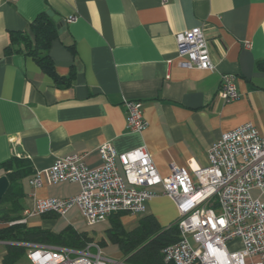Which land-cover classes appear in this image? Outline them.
Here are the masks:
<instances>
[{"label": "crops", "instance_id": "0c3cea01", "mask_svg": "<svg viewBox=\"0 0 264 264\" xmlns=\"http://www.w3.org/2000/svg\"><path fill=\"white\" fill-rule=\"evenodd\" d=\"M47 11L65 23L48 50L55 73L70 78L64 84L44 74L21 45L19 53H6L9 34H31L30 24ZM195 27L207 40L213 71L179 66L176 36ZM227 74L239 94L232 103L216 98ZM125 101L143 105L140 134L126 129ZM245 124L264 134V0H0V164L15 157L31 167L20 182L27 227L54 233L71 227L95 238L75 209L63 217H25L38 201L78 194L77 183L49 182L44 172L57 158L79 154L95 169L102 144L118 153L143 146L162 178L172 166L191 174L208 165L213 142ZM36 172L42 184L32 188L27 182ZM150 191L156 197L141 217L150 215L161 227L176 223L177 210L162 188ZM10 244L0 242V264ZM108 245L104 253L122 259L117 246Z\"/></svg>", "mask_w": 264, "mask_h": 264}, {"label": "built area", "instance_id": "2783aa9c", "mask_svg": "<svg viewBox=\"0 0 264 264\" xmlns=\"http://www.w3.org/2000/svg\"><path fill=\"white\" fill-rule=\"evenodd\" d=\"M176 54L180 67L215 69L201 28L176 36ZM216 98L223 103L239 98L233 75L221 76ZM124 108L127 131L140 134L146 128L142 103L125 101ZM97 151L101 165L95 169H89L79 154L57 158L44 172L49 182L77 183L78 194L38 201L25 217L46 213L63 217L75 209L93 227L118 213L144 214L147 202L156 197L150 190L159 186L178 213L179 241L162 251L165 264H247L250 259H257L252 264H264V134L251 124L221 135L208 150V165L191 174L172 166L162 178L143 146L118 153L105 143ZM40 175L33 174L28 185L40 187ZM234 243L239 249L230 250ZM24 246L31 264H128L105 257L94 243L81 250Z\"/></svg>", "mask_w": 264, "mask_h": 264}, {"label": "trees", "instance_id": "16d2710c", "mask_svg": "<svg viewBox=\"0 0 264 264\" xmlns=\"http://www.w3.org/2000/svg\"><path fill=\"white\" fill-rule=\"evenodd\" d=\"M30 33H10L6 53H19L18 47L21 45L23 53L29 56L56 84L67 83L70 78L59 77L48 56L50 43L57 35L53 20L46 13H42L30 24ZM0 171L9 183L0 204V224L6 225L0 229V242L13 244L6 246V255L2 264H14L25 254L26 249L14 245L16 243L77 250L94 243V239L86 232H76L71 227H67L60 233L38 227H27L22 218L20 182L31 174V167L27 161L14 157L0 164ZM122 214L124 213L110 216V226L104 232L105 238L96 242V245L101 248L108 244L117 246L122 259L128 264H165L162 251L179 241L177 224L161 227L152 216L148 215L141 217L137 225L128 231L119 220Z\"/></svg>", "mask_w": 264, "mask_h": 264}, {"label": "rangeland", "instance_id": "374dc122", "mask_svg": "<svg viewBox=\"0 0 264 264\" xmlns=\"http://www.w3.org/2000/svg\"><path fill=\"white\" fill-rule=\"evenodd\" d=\"M141 217V215L139 214V215H137V216H135V218L134 219H131V221H123L124 223H122L123 224V226H124V228L125 229H128V230H131V229H133L134 227H135V224L137 223V219L136 218H140ZM31 218V217H30ZM83 222V224H81V225H83L84 226V229L86 230V231H88L90 234H93V235H95V238H94V244H96V242H98L102 237H104L105 238V236H104V231H105V229H107L108 228V223L105 221V222H103V223H100V224H98V225H95V226H93V227H88L87 225H86V223H85V221H82ZM86 227V228H85ZM103 239V238H102ZM27 243H22V245L20 246V247H24L25 249H27L24 245H26ZM15 245V244H14ZM37 245H39V244H37ZM42 246H44V245H42ZM113 246L114 245H108V247L109 248H113ZM104 250L106 249L105 247L103 248ZM104 250H102V253H103V255L105 256V257H108V258H111V259H114V260H116V259H119V256H118V254H113V255H110L109 256V254L108 255H106L105 253H104ZM1 251V250H0ZM26 253V252H25ZM14 264H31V262L28 260V258H27V254H25V255H23L16 263H14Z\"/></svg>", "mask_w": 264, "mask_h": 264}, {"label": "water", "instance_id": "95a60500", "mask_svg": "<svg viewBox=\"0 0 264 264\" xmlns=\"http://www.w3.org/2000/svg\"><path fill=\"white\" fill-rule=\"evenodd\" d=\"M46 13L56 24L58 33H60L61 31L65 29V23L63 20L60 19V17L54 15L52 11H47ZM8 187H9V183H8L7 178L5 176L0 177V204H1L2 198L5 195Z\"/></svg>", "mask_w": 264, "mask_h": 264}]
</instances>
